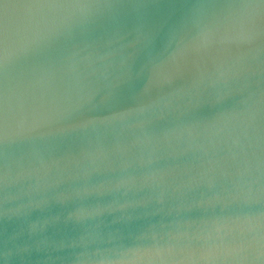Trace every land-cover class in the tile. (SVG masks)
Returning <instances> with one entry per match:
<instances>
[{"label":"water","instance_id":"95a60500","mask_svg":"<svg viewBox=\"0 0 264 264\" xmlns=\"http://www.w3.org/2000/svg\"><path fill=\"white\" fill-rule=\"evenodd\" d=\"M0 264H264V0H0Z\"/></svg>","mask_w":264,"mask_h":264}]
</instances>
